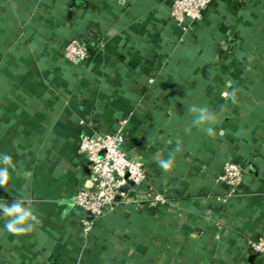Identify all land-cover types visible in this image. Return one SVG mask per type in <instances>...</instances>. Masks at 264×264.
<instances>
[{
	"label": "crops",
	"instance_id": "obj_1",
	"mask_svg": "<svg viewBox=\"0 0 264 264\" xmlns=\"http://www.w3.org/2000/svg\"><path fill=\"white\" fill-rule=\"evenodd\" d=\"M173 3L0 0V153L12 157L0 201L30 199L41 221L13 235L0 217V264H264L248 245L264 236V0H217L184 24ZM76 37L95 47L85 65L61 56ZM192 105L216 114L214 137ZM121 120L147 174L140 190L170 204L118 203L85 237L79 141ZM170 157L165 172L157 161ZM228 162L244 182L225 202Z\"/></svg>",
	"mask_w": 264,
	"mask_h": 264
},
{
	"label": "built area",
	"instance_id": "obj_2",
	"mask_svg": "<svg viewBox=\"0 0 264 264\" xmlns=\"http://www.w3.org/2000/svg\"><path fill=\"white\" fill-rule=\"evenodd\" d=\"M216 1L174 0L171 15L179 24L188 21L197 23L202 21L205 12L212 8ZM84 40L83 37L69 40L61 49L63 59L76 65L87 64L90 60V51ZM154 80L152 78L150 82L153 83ZM125 124V120H121L112 133H95L80 138L78 151L88 160L92 188L78 191L73 203L82 212L80 224L85 237L90 235L94 225L102 219L106 211L114 209L118 203L132 205L135 208H140L145 203L158 207L170 204L163 192L144 193L140 190L147 179V174L140 159L126 151ZM218 179L226 189L225 202L242 194L244 170L239 164L226 163ZM130 182L131 190H125ZM248 245L252 253L264 258V236L249 240Z\"/></svg>",
	"mask_w": 264,
	"mask_h": 264
},
{
	"label": "clouds",
	"instance_id": "obj_3",
	"mask_svg": "<svg viewBox=\"0 0 264 264\" xmlns=\"http://www.w3.org/2000/svg\"><path fill=\"white\" fill-rule=\"evenodd\" d=\"M223 94L225 96L229 95L227 91ZM187 110L189 113L194 114V119L192 120L194 126H203V132L209 137L216 135L213 125L217 117L211 109L207 106L192 105ZM11 161L12 157L9 154L0 153V165H3L0 167V187H5L9 183ZM157 163L162 170L167 172L173 167L174 160L170 157L169 159H160ZM32 204L33 201L26 198H15L11 203L0 201V217L6 218L4 227L8 233L21 235L36 229L40 225L41 221L35 213Z\"/></svg>",
	"mask_w": 264,
	"mask_h": 264
},
{
	"label": "trees",
	"instance_id": "obj_4",
	"mask_svg": "<svg viewBox=\"0 0 264 264\" xmlns=\"http://www.w3.org/2000/svg\"><path fill=\"white\" fill-rule=\"evenodd\" d=\"M84 43L86 44V46L88 47V49L90 51V58H91L94 55L95 47L93 46L92 43H90V39L89 38L88 39H85L84 40ZM147 205H148V203H145L144 205H142V207L143 206H147Z\"/></svg>",
	"mask_w": 264,
	"mask_h": 264
},
{
	"label": "water",
	"instance_id": "obj_5",
	"mask_svg": "<svg viewBox=\"0 0 264 264\" xmlns=\"http://www.w3.org/2000/svg\"><path fill=\"white\" fill-rule=\"evenodd\" d=\"M132 186V182L128 183V185L124 188L125 190L129 189ZM89 217H91L90 214H88Z\"/></svg>",
	"mask_w": 264,
	"mask_h": 264
}]
</instances>
